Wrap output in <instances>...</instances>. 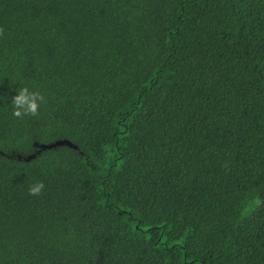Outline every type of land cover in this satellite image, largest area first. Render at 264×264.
<instances>
[{
	"label": "trees",
	"instance_id": "1",
	"mask_svg": "<svg viewBox=\"0 0 264 264\" xmlns=\"http://www.w3.org/2000/svg\"><path fill=\"white\" fill-rule=\"evenodd\" d=\"M0 264H264V0H0Z\"/></svg>",
	"mask_w": 264,
	"mask_h": 264
},
{
	"label": "clouds",
	"instance_id": "2",
	"mask_svg": "<svg viewBox=\"0 0 264 264\" xmlns=\"http://www.w3.org/2000/svg\"><path fill=\"white\" fill-rule=\"evenodd\" d=\"M16 103L19 106H22L25 103H27L29 111H31L33 113H35V111H36V104L33 101L29 100V97H28V95L26 94L25 91H21L20 95H18L16 97ZM14 114L19 116L20 115V111L17 109L14 112ZM42 188H43V184L40 183V182H37V183L33 184L30 187L29 192L31 194H33V195H36V194H38L41 191Z\"/></svg>",
	"mask_w": 264,
	"mask_h": 264
},
{
	"label": "water",
	"instance_id": "3",
	"mask_svg": "<svg viewBox=\"0 0 264 264\" xmlns=\"http://www.w3.org/2000/svg\"><path fill=\"white\" fill-rule=\"evenodd\" d=\"M62 144H67V145H70V147L76 148V146L70 143L69 140H57L56 142H53V143H43L41 144V148H51V147L62 145Z\"/></svg>",
	"mask_w": 264,
	"mask_h": 264
}]
</instances>
